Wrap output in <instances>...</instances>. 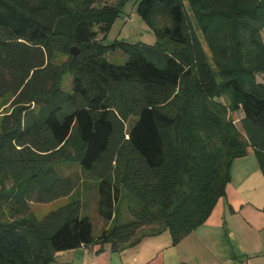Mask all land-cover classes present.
<instances>
[{
	"label": "trees",
	"instance_id": "16d2710c",
	"mask_svg": "<svg viewBox=\"0 0 264 264\" xmlns=\"http://www.w3.org/2000/svg\"><path fill=\"white\" fill-rule=\"evenodd\" d=\"M95 1L0 0V98L18 105L0 123V185L16 182L0 191V264H51L94 243L122 251L166 229L178 244L226 196L233 161L249 147L264 174V0H140L154 44L98 40L95 25L109 32L121 9ZM56 47L69 56L70 90ZM114 50L127 60L111 62ZM229 108L243 111L240 128ZM58 161L97 179L107 223L98 235ZM68 196L42 218L5 219L28 199ZM123 209L129 217L119 220Z\"/></svg>",
	"mask_w": 264,
	"mask_h": 264
},
{
	"label": "crops",
	"instance_id": "0c3cea01",
	"mask_svg": "<svg viewBox=\"0 0 264 264\" xmlns=\"http://www.w3.org/2000/svg\"><path fill=\"white\" fill-rule=\"evenodd\" d=\"M51 264H264V174L253 148L233 161L226 196L178 244L157 234L122 251L94 243L60 251Z\"/></svg>",
	"mask_w": 264,
	"mask_h": 264
},
{
	"label": "rangeland",
	"instance_id": "374dc122",
	"mask_svg": "<svg viewBox=\"0 0 264 264\" xmlns=\"http://www.w3.org/2000/svg\"><path fill=\"white\" fill-rule=\"evenodd\" d=\"M80 3L77 5L82 6L83 0H79ZM140 0H96L93 3V7L103 8V7H115L121 9L119 17L115 20L114 24L110 28L109 32H106L105 28L101 24L95 25V30L98 33L97 39L104 41L105 43H110L115 39L126 40L129 42H145L148 44H154L156 42V34L153 30L147 25V23L139 16L137 13V7ZM187 8L191 16L193 17L192 10L188 3H186ZM193 21L195 20L192 18ZM200 34V33H199ZM204 48L211 59V53L209 48L200 34ZM264 36V31H263ZM74 46V45H73ZM72 46V47H73ZM53 62L55 66L60 67L62 70L60 86L64 90H70L72 76L68 70L67 63L69 56L68 54L62 52V50L55 48L53 52ZM108 59L114 63H124L127 60V55L124 54L121 50L110 51L107 55ZM257 79L261 82H264V73L257 75ZM219 101L229 105V98L227 95H222L218 98ZM13 97L10 95H5L0 98V123L1 119L7 114H13L18 105H13ZM243 115V111H235L229 108L227 118L232 120L237 127L240 128V119ZM135 117H130L127 121L128 127L134 121ZM1 131V130H0ZM58 172L65 175H71L75 180H77V188L75 193L82 195L84 207L83 212L91 216L94 233L98 235L100 231L107 226V223L97 212V188L96 182L97 179L90 173L83 171L79 164L73 161H58L55 164ZM16 187V182L11 178H7L4 182V185H0L1 192L14 191ZM72 196L61 197L51 202H38L35 198L28 199L27 208L25 211L17 213L11 212L10 208L6 209L5 219L6 220H18L21 216L28 217L34 216L36 218H42L48 212L58 208L59 206L67 203ZM129 215L125 209L122 210V213L119 216V220H124L128 218ZM149 231L148 227L142 228L139 233ZM156 235V234H155ZM157 235H160V239L165 238L169 239L172 244V238L169 230H163ZM173 245V244H172ZM176 245V244H175Z\"/></svg>",
	"mask_w": 264,
	"mask_h": 264
},
{
	"label": "water",
	"instance_id": "95a60500",
	"mask_svg": "<svg viewBox=\"0 0 264 264\" xmlns=\"http://www.w3.org/2000/svg\"><path fill=\"white\" fill-rule=\"evenodd\" d=\"M78 52H79V49L77 48V46L71 47V53L72 54H77Z\"/></svg>",
	"mask_w": 264,
	"mask_h": 264
}]
</instances>
